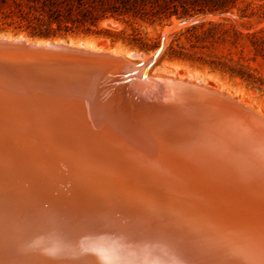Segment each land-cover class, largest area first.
<instances>
[{"label": "bare ground", "instance_id": "obj_1", "mask_svg": "<svg viewBox=\"0 0 264 264\" xmlns=\"http://www.w3.org/2000/svg\"><path fill=\"white\" fill-rule=\"evenodd\" d=\"M15 39L26 40L22 36ZM55 43L92 50L84 43ZM95 51L122 57L103 48ZM124 59L128 64L122 71L128 72L130 62ZM145 84L142 86L148 88ZM131 111L136 118L130 122L105 121L100 116L78 118L75 122L80 125L74 132L61 131L57 138L0 123V264H43L36 258L22 261L14 253L19 247L59 252L55 256L66 264L72 263L71 256L83 254L100 264H242L245 248H240L245 249L242 252L236 245L199 231H229L241 247L256 249L264 260L259 243L242 236V231H264V217L253 219L255 216L244 215L240 209L242 215L238 216L233 208L238 203H259L256 194L261 195V188L260 193L254 192L238 184L240 181L235 185L230 180V185H225L222 180L230 179L226 172L185 157L179 159L173 151L188 154L187 147L203 148L192 144L191 138L183 141L184 132L173 146L168 145L156 132L160 124L139 117L154 114L158 108L148 112L137 106ZM108 153H127L143 163L138 168L129 166L133 163L110 166L100 157ZM160 156L166 157L163 166H158ZM141 167L157 170L149 174ZM158 172L165 174L160 177ZM55 256L53 263H57Z\"/></svg>", "mask_w": 264, "mask_h": 264}, {"label": "water", "instance_id": "obj_2", "mask_svg": "<svg viewBox=\"0 0 264 264\" xmlns=\"http://www.w3.org/2000/svg\"><path fill=\"white\" fill-rule=\"evenodd\" d=\"M162 49L163 43L152 60ZM127 62L107 52L64 43L0 38V123L57 138L61 131L74 132L80 125L75 122L78 118L130 122L135 121L131 110L137 106L148 112L158 108L139 117L188 135L192 144L203 148L197 156L201 164L264 188L263 118L236 99L187 80H158L153 94L139 97L130 86L129 69H124L123 79L117 78ZM142 75L147 77L146 68ZM28 250L19 247L14 253L22 261L36 258L43 264H66L55 256L59 252ZM85 256H71V264H100Z\"/></svg>", "mask_w": 264, "mask_h": 264}, {"label": "rangeland", "instance_id": "obj_3", "mask_svg": "<svg viewBox=\"0 0 264 264\" xmlns=\"http://www.w3.org/2000/svg\"><path fill=\"white\" fill-rule=\"evenodd\" d=\"M133 1L137 2L139 0ZM138 5V9H142L145 12V17H147L148 20L146 18L143 19L140 16H129L121 20L108 19L100 24L101 29H108L117 33V40L115 42H111V40L104 34H86L83 32L51 40L31 39L27 34L14 35L11 31L3 32L1 30L0 36L14 39L22 36L27 42L34 43L47 41H64L65 43H70L72 45L84 43L85 47H90L94 51L98 50V48H103L106 51L117 52L122 54V57L128 59L130 62L129 67L127 68L130 69L128 79L131 83L130 86L134 89L133 92L139 97L152 93L154 90L153 87L156 88L158 86L157 81L160 79L169 78L174 80L180 79L182 81L187 80L188 82L201 84L214 92L218 91L228 97L234 98L244 107H249L247 109H251L250 111L252 112L255 111L254 113L259 114L264 118V45L260 43L252 44L251 41H253V38L248 35L254 31L262 30L261 36L264 39V0H148L146 3L140 1L138 2ZM169 15L172 16L167 19L166 17ZM196 20H203L205 26L208 23L216 24L218 26L213 33V38L206 40L200 39L199 42H197L198 40L196 37L202 36V30L206 27L193 29L192 26ZM162 43L163 49L161 54L157 59L152 60L153 54ZM130 54H136L137 57L132 58L130 57ZM147 57L150 58L149 61L147 60ZM142 63H144V66L147 69V77L144 78L142 77V74L145 68H142L144 67ZM228 67H232L236 69V71L244 72V70H248V73L252 76L251 80L240 78V76H237L236 74L231 75ZM123 73L124 71H122L117 77L119 78ZM122 77L119 79L124 78ZM145 83L148 84V88L145 86ZM143 84H145V87L142 86ZM158 124H160V126ZM156 125L155 126L159 128L158 130L156 129V132L163 135L165 140L169 142L168 145L176 143L179 139V134L183 133L179 129L171 128L168 125L166 127V125L162 123H156ZM184 134L185 133L181 134V136ZM187 139H189L188 135H184L183 141ZM189 149L190 147L186 148L188 154L185 151L179 152V150L173 152L179 159L185 157L186 160L188 159L191 162L197 161L200 165L201 162L197 156L198 153H201V150L192 147V153ZM125 154L116 155L114 153H108L100 154V157L110 166L115 164L118 166H128L133 163L134 165L129 166L138 168L139 165L141 166L143 163L142 159H134L127 153ZM174 154L172 155L175 156ZM143 155L144 154H141L140 157ZM160 157L161 162L159 163L161 164L158 163V166H163L162 162H165L164 160H166V157ZM163 157L164 159H162ZM121 158H123V161ZM170 158L172 157L170 156ZM121 162H123V165ZM146 168L141 167V170L143 169L142 171L144 173L149 172V174H153V170H157L156 168ZM193 172L196 174L195 171ZM158 173L159 175L157 174V176L160 177L162 174L163 176L165 174L162 172ZM232 178L233 177L222 180V182L230 185V180L231 183L234 182L236 185V183L240 181L238 184L241 183L240 185L242 186L247 185L249 186V189L251 187L254 192H257L260 188L262 191L259 190L261 195L256 194L259 195V198L258 196L256 198V202L260 200V202H262L257 203L258 206H262H259L260 209L262 208V211L257 208L258 206L255 202L252 205L249 203L250 207L246 203H241V205L238 203L236 206L233 203V208L235 207L234 209L236 210L233 209L234 214L236 213L238 216L242 215L241 212H243L244 215L247 213V216H251L252 214L251 217H256L253 219L264 217V188L262 189L260 184H252L253 182L251 183V181H243L238 178L235 181L234 179L236 177L233 178V180ZM249 183L251 184L249 185ZM155 184H157V182ZM239 206L240 208H238ZM241 206L244 209H248V207L251 209L252 206V209L251 211L249 209L248 211L243 210ZM245 206L247 208H245ZM230 207L231 206H229L228 209H230ZM255 207L257 210L254 209ZM238 209L242 211L240 212ZM230 210H232V208ZM252 210L256 211L252 213ZM199 232L201 234H203L202 232H206L228 245H236L235 247H237V249L239 248V250L240 248H245L246 250L243 249L240 251H246L247 254H250L253 250V248H251V250L249 249L248 244H246L248 248L241 247L243 245L237 241V237H233V234H230L229 231ZM242 232V236H250L255 244L259 243L258 246L260 250L264 252V231ZM254 250L251 255L254 256V254H260V252L259 254L257 253L258 251L256 249Z\"/></svg>", "mask_w": 264, "mask_h": 264}, {"label": "trees", "instance_id": "obj_4", "mask_svg": "<svg viewBox=\"0 0 264 264\" xmlns=\"http://www.w3.org/2000/svg\"><path fill=\"white\" fill-rule=\"evenodd\" d=\"M148 0H0V30L11 31L14 35L27 34L31 39L51 40L65 37L78 32L104 34L111 42H115L117 33L108 29H101L100 24L108 19L121 20L129 16H140L145 12L138 9V2ZM143 11V12H142ZM176 14V13H173ZM172 15L167 16L170 18ZM148 20V19H147ZM151 20V19H149ZM162 20V19H161ZM193 29L204 28L200 39L213 38L218 26L203 20H196ZM262 30L249 35L252 44L264 45ZM231 75L251 80L248 70L236 71L228 67Z\"/></svg>", "mask_w": 264, "mask_h": 264}, {"label": "clouds", "instance_id": "obj_5", "mask_svg": "<svg viewBox=\"0 0 264 264\" xmlns=\"http://www.w3.org/2000/svg\"><path fill=\"white\" fill-rule=\"evenodd\" d=\"M242 264H264V260L260 259L259 256H253L251 254L241 255Z\"/></svg>", "mask_w": 264, "mask_h": 264}]
</instances>
